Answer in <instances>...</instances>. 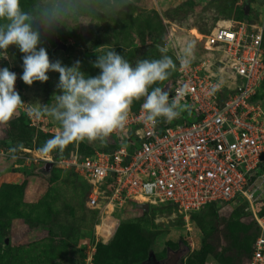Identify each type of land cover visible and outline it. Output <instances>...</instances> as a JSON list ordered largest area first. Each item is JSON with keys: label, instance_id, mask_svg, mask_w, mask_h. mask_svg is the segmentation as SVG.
<instances>
[{"label": "rangeland", "instance_id": "374dc122", "mask_svg": "<svg viewBox=\"0 0 264 264\" xmlns=\"http://www.w3.org/2000/svg\"><path fill=\"white\" fill-rule=\"evenodd\" d=\"M31 3L32 0H21L24 8ZM219 20L230 25L261 27L264 38V0H134L132 6L115 17L97 18L94 22L99 25L60 30L57 36L66 44L65 50L55 48L54 36L43 46L51 61L72 66L79 60L84 73L96 76L100 69L94 68L92 62L97 55L116 50L135 66L137 60L159 59L160 47L173 39L186 38L196 42L193 62L209 59L216 69L225 63L219 62L214 53L206 52L202 41ZM167 55L177 68L176 49L170 48ZM7 56L8 59L0 58V68L8 67L17 74L15 89L24 104L8 123L0 124V143L5 144L0 145V233L9 238L7 245L0 243V264H144L150 258L159 260L158 264H223L221 256L225 255L230 257L228 264H236L240 248L233 249L229 240L222 237L224 226L216 224L223 223V217L232 213L233 218L249 221L247 201L242 197L217 202L199 212L196 220L185 219L174 208L159 203L145 211L143 203L130 200H115L110 209L104 207L103 199L91 206L87 196L92 186L84 176L56 166L51 154L41 153L37 146L19 148V144H11L20 118L35 133L56 134L60 130L51 117L36 120L27 114L36 102H55L52 96L57 92L59 73L50 71L47 82L28 86L20 79L23 54L11 46ZM175 73L176 69L167 80L152 87L162 88ZM260 94L264 108V83ZM142 101L143 98L134 101L131 110ZM187 104L180 103L185 110L172 122L193 116L188 113ZM12 148H17L14 154L10 152ZM61 157L64 156L57 159ZM45 163H49L46 169ZM252 177L250 189L259 208L264 205V162ZM15 206L20 210L16 217L8 210ZM214 226L218 229L216 236L211 232ZM206 238L215 245L216 256L199 255ZM98 243L109 248L104 259L99 255L95 262ZM184 250L181 257L179 253ZM241 263L244 264L242 257Z\"/></svg>", "mask_w": 264, "mask_h": 264}, {"label": "built area", "instance_id": "2783aa9c", "mask_svg": "<svg viewBox=\"0 0 264 264\" xmlns=\"http://www.w3.org/2000/svg\"><path fill=\"white\" fill-rule=\"evenodd\" d=\"M203 37L202 47L225 65L213 69L205 59L184 69L178 62L170 93V100L192 105L193 119L146 123L142 102L130 110L125 129L111 134L125 142L110 152L75 149L54 163L90 182L91 206L99 199L111 208L115 200L170 202L190 219L207 203L242 197L259 229L247 264H264V213L250 189L264 153V108L253 98L264 82L262 28L217 22ZM214 85L220 87L213 91Z\"/></svg>", "mask_w": 264, "mask_h": 264}, {"label": "clouds", "instance_id": "9594fccd", "mask_svg": "<svg viewBox=\"0 0 264 264\" xmlns=\"http://www.w3.org/2000/svg\"><path fill=\"white\" fill-rule=\"evenodd\" d=\"M133 4L134 0H32L24 8L21 0H0V57L8 59L11 46L19 49L23 54L20 79L28 86L47 82L50 71L59 73L57 92L52 96L55 102H36L27 112L36 120L48 116L60 125V130L38 149L41 153H62L76 140L103 142L112 133L125 129L133 102L141 98L146 123L155 125L158 118L171 122L180 116L183 109L179 100H170L168 91L152 85L167 80L176 69L173 58L167 55L170 48L176 49L181 68L190 67L196 59L194 40L173 39L159 48V59L137 60L135 66L116 50H109L92 62L94 68L100 69L96 76L84 73L79 60L72 66L51 61L43 46L62 29L99 25L94 22L97 18L115 17ZM16 81L15 72L0 68V124L8 123L24 104L15 89ZM219 87L214 85L213 91ZM16 151L17 148L10 149L13 154Z\"/></svg>", "mask_w": 264, "mask_h": 264}, {"label": "trees", "instance_id": "16d2710c", "mask_svg": "<svg viewBox=\"0 0 264 264\" xmlns=\"http://www.w3.org/2000/svg\"><path fill=\"white\" fill-rule=\"evenodd\" d=\"M262 47L264 49V38H263V36H262ZM175 76L173 78H171L170 80H168L162 86V88L164 90L168 91L169 94L171 93L172 83H174ZM263 83H262V85H263ZM260 97H261V94H260V90H259L257 95L253 98H254V100H255V98L260 100ZM179 103H184V101H182V102L179 101ZM138 107H136L134 110H136ZM187 107H188V113L190 112V114L193 115L191 118H188L187 120H191L194 118V113L192 112L193 107L190 103L187 104ZM183 110H185V109H183ZM181 113H183V112H181ZM159 119L161 120V123L166 121L164 118H159ZM25 122L20 118L18 120V123H16L15 126L17 128V133H15L11 136V138H10L11 144L16 143V145L19 144L25 148H30L31 146H37L38 148H41L47 140L51 139L55 135V133H49V132L35 133L33 128L28 126V122H26V123ZM110 136L111 137L105 138L103 142H101L100 140H97L94 142H88L87 140H84V141L76 140V141H73L72 143H69L62 153H60L59 150H54L50 154H51L52 158L54 160H56L58 156H66L70 152L74 151L75 149L79 153H82V154H90L95 148H99V149L110 152L118 145L117 141L119 139H121L122 142H125V140L119 136H117V137L113 136V135H110ZM109 138H111V139H109ZM0 145H5V144H4V142H1ZM128 147H130V146L128 145ZM262 156H263V161L258 165V167H260L264 162V153ZM52 165H54V164H52ZM252 178L253 177H251V179ZM236 198H238V197H236ZM131 202L136 203V204L137 203H140V204L146 203L147 209H149L150 207L154 208L155 204H158V203H147V202H140V201H131ZM216 203L217 202L213 201V202L207 203L204 207H202L198 210L191 211L190 212V218L193 220H196V218L199 216V212H201L207 208L213 207L214 205H216ZM159 204H161L164 207L168 206L170 208H174L176 210L175 206L170 202H167V203L166 202H159ZM246 204H247V202H246ZM147 209L145 208L144 211ZM8 210L15 217L20 215V210L18 209L17 206L10 207V208H8ZM258 210L260 213H264V205L262 207H259ZM233 217H235L234 213L230 214V216H228V217H223V219H222L223 223H221L219 221L218 222L219 225L216 224V226H224L222 229V232H223L222 237L229 240L230 245L233 247V249L240 248V251L237 253L238 259H237L236 264H240L241 257L244 258V264H247V261L249 259L251 252H252V249H253L254 239L258 235L259 229L253 220L249 219V221L244 222V221H241V220L233 218ZM211 232H215V236H216L218 229L214 226V228L213 227L211 228ZM208 239H210V238L204 239L205 242H204V244L200 250L199 255H201L203 257L207 256V255L216 256L217 249H216L215 245L210 243V241H209V243L207 242ZM108 248H109L108 246H103L101 243H98L96 251H95V255H94L95 256L94 261L96 262V256L98 257L99 255H101V259H104V257L106 256V254L108 252ZM185 253H186V250H184L182 253H179V255L182 254L181 255V257H182ZM176 259H177V257H176ZM221 259L223 261V264H228L229 263L228 261H230V257L226 256V255L221 256ZM158 263H159V260H153L152 258H150V259H147L144 264H158ZM232 264H235V263H232Z\"/></svg>", "mask_w": 264, "mask_h": 264}, {"label": "water", "instance_id": "95a60500", "mask_svg": "<svg viewBox=\"0 0 264 264\" xmlns=\"http://www.w3.org/2000/svg\"><path fill=\"white\" fill-rule=\"evenodd\" d=\"M54 43H55V48L56 49H60V50H65L66 48V44L62 41V39L60 37L56 35H54ZM1 58V57H0ZM49 165V163H45V169L48 168L47 166ZM112 176V173H111ZM144 209L147 208V204L144 203L143 204ZM8 236L6 235H1L0 233V243L7 245L8 244Z\"/></svg>", "mask_w": 264, "mask_h": 264}, {"label": "bare ground", "instance_id": "6f19581e", "mask_svg": "<svg viewBox=\"0 0 264 264\" xmlns=\"http://www.w3.org/2000/svg\"><path fill=\"white\" fill-rule=\"evenodd\" d=\"M218 23H219V25H223V24H227V21H222V20H219L218 21ZM196 34H198V33H196ZM200 35V34H199ZM200 38V37H199ZM111 205H109V206H107L108 207V209H110L109 207H110Z\"/></svg>", "mask_w": 264, "mask_h": 264}]
</instances>
